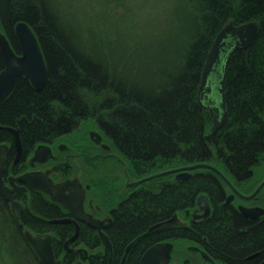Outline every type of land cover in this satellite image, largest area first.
<instances>
[{"label": "trees", "instance_id": "obj_1", "mask_svg": "<svg viewBox=\"0 0 264 264\" xmlns=\"http://www.w3.org/2000/svg\"><path fill=\"white\" fill-rule=\"evenodd\" d=\"M186 2L187 7L182 9H186L187 27L176 46L179 60L170 70H163L164 78L155 87H149L140 81L128 82L86 54L52 10L50 0H0L2 29L10 33L16 21H26L44 49L49 68L40 91L33 90L25 79L17 80L0 104V124L19 127L24 138H44L66 131L75 121L98 116L107 121L106 129L130 157L129 168L139 170V176L196 164L204 161L209 151L230 154L229 168L246 169L264 150V0ZM183 4L178 6L177 14ZM250 21H257L258 32L249 48L236 51L229 60L225 75L227 120L209 144L205 134L211 126V114L197 99L206 57L225 24ZM2 65L0 54V68ZM156 180L146 182V190L154 192ZM161 182L160 197L146 194L143 201L137 200L125 210L122 220L126 223L117 230L124 236L120 241H127L141 227L142 207L153 209L150 206L157 203L165 211L177 204L180 209L203 189L201 180H177L174 185L170 180ZM152 211L147 210V215ZM26 225L49 230L43 220L28 221ZM0 229L3 243L15 241L14 252L19 255L16 264H22L26 256L36 261L31 264H38L15 220H0Z\"/></svg>", "mask_w": 264, "mask_h": 264}, {"label": "flooded vegetation", "instance_id": "obj_2", "mask_svg": "<svg viewBox=\"0 0 264 264\" xmlns=\"http://www.w3.org/2000/svg\"><path fill=\"white\" fill-rule=\"evenodd\" d=\"M20 21L12 25L10 33L2 29L0 21V37L8 41L18 57H22V51L15 34V25ZM37 42L48 76L45 52L38 39ZM3 68L4 62L0 71ZM19 79H25L33 87L25 76L18 77L16 82ZM216 83V77L209 80L207 85L212 90L208 92L205 89L201 99L204 109L211 114V124L217 113L213 109L216 106L206 101L212 99L216 102ZM79 122L81 120L75 121L69 129L56 135L47 134L44 138L31 139L24 138L20 128L15 125L0 124V153L4 157L2 185L17 206L15 211L11 201L0 191V220H15L25 243V230L33 234L50 235L53 253L60 264L67 261L69 264H86L82 260L84 258L89 264H122L126 248L131 243L133 245L124 264H141L144 253L159 244L164 247L168 264H264V150L256 154L244 170L228 167L230 154L209 151L205 160L198 162L206 166L142 180L159 172L191 164L139 176V170L129 168L130 157L123 153L111 131L106 129L107 121H102L98 116L82 120L95 129L82 132L76 129ZM14 130H18L19 142ZM208 131L205 139L211 144L219 129L206 138ZM103 161L105 164L100 165ZM182 172L188 175L178 178L177 174ZM164 175L166 177L163 179L173 181V185L177 180H201L203 189L191 203L180 209L177 204L165 211H162L163 205L157 203L150 206L153 209L142 207L139 217L141 227L127 241H120L124 236L119 235L117 230L126 223L122 220L125 210L130 209L137 200L143 201L146 194L160 197L163 179L157 178ZM153 179H157L154 192L146 190L149 188L145 184ZM69 182H75L80 187L81 209L87 217L99 222L100 231L107 237V242L101 238L98 228L75 217L68 205L54 197L60 195L59 191L53 194L39 186L46 183L61 187ZM69 191L66 187L65 193ZM200 195L203 197L198 202ZM147 210L153 211L147 215ZM55 219L71 221L51 222ZM35 220L46 221L49 230L30 229L26 225V222ZM76 225L77 236L66 243L74 235ZM153 226L157 227L150 230Z\"/></svg>", "mask_w": 264, "mask_h": 264}, {"label": "rangeland", "instance_id": "obj_3", "mask_svg": "<svg viewBox=\"0 0 264 264\" xmlns=\"http://www.w3.org/2000/svg\"><path fill=\"white\" fill-rule=\"evenodd\" d=\"M50 2L52 10L62 18L64 26L68 27L81 49L93 59L104 63L108 70L113 69L115 73L126 77L128 82L140 81L144 86L155 87L164 78L163 70H170L179 60V49L176 46L182 42L181 34L187 27L184 22L186 9H182L187 7L186 0ZM181 3H184L180 7L182 10L177 14ZM91 127L82 121L76 125L79 132L95 130ZM3 239V230L0 229V264H16L19 255L14 252L15 241L3 243ZM30 258L26 256L20 259L22 264L34 263V259L29 261ZM82 260L89 264L85 258Z\"/></svg>", "mask_w": 264, "mask_h": 264}, {"label": "water", "instance_id": "obj_4", "mask_svg": "<svg viewBox=\"0 0 264 264\" xmlns=\"http://www.w3.org/2000/svg\"><path fill=\"white\" fill-rule=\"evenodd\" d=\"M258 32V23L257 21H250L241 24L227 23L225 24L217 33L215 40L212 43V46L207 54L206 61L203 67L201 80L198 88L197 99L202 105V92L206 89L208 92L212 90L207 84L209 80L213 77H216L217 83L215 85V100H207V104L211 106H216L213 108L217 113L214 114L212 119V125L206 135V138L211 137L220 129L227 120V114L225 111V75L226 68L229 63L231 56L239 50H246L251 46L253 41L256 38ZM15 34L17 41L19 43V48L22 51V57H18L13 50L11 49L8 41L4 37H0V52L4 62V68L0 71V102L6 98L15 87L16 79L20 76H25L33 86L36 91H40L47 79V67L43 54L39 48L37 38L33 31L30 29L28 24L24 21L17 22L15 25ZM203 108H205L202 105ZM15 137L17 142L18 130H14ZM3 156L0 153V191L9 199L13 205L14 210L16 211L17 206L16 202L12 201L11 196L4 189L1 180V172L3 169ZM204 163L191 164L186 167L175 168L163 172L153 174L151 176L145 177L142 180H145L150 177L161 175L168 172H176L184 169H194L196 167L206 166ZM188 175L187 172L178 173V178H183ZM141 180V181H142ZM47 189L53 194L56 191L60 192L59 196H54L59 199L61 202L69 206L71 212L81 219L85 223L91 225L92 227L98 228L101 238L107 242V237L103 232L100 231V224L97 220L87 217L81 209L80 198L82 196V191L80 187L75 182H69L63 184L61 187L51 186L50 184L41 183L39 185ZM66 187L70 190L69 193H65ZM203 196L200 195L198 202L201 201ZM71 220L60 219V220H51L53 223H62L68 222ZM77 226V225H76ZM153 226L150 230L156 228ZM78 233V226L73 236L66 242L72 241L75 239ZM24 239L26 243L35 253L39 264H60V261L55 258V255L52 250L51 245V236L48 234H33L29 230L23 232ZM131 243L125 251V254L122 259V264L126 259L127 254L129 253ZM141 264H168V260L164 255V247L162 244L155 245L150 247L143 255Z\"/></svg>", "mask_w": 264, "mask_h": 264}, {"label": "bare ground", "instance_id": "obj_5", "mask_svg": "<svg viewBox=\"0 0 264 264\" xmlns=\"http://www.w3.org/2000/svg\"><path fill=\"white\" fill-rule=\"evenodd\" d=\"M212 125V124H211Z\"/></svg>", "mask_w": 264, "mask_h": 264}]
</instances>
